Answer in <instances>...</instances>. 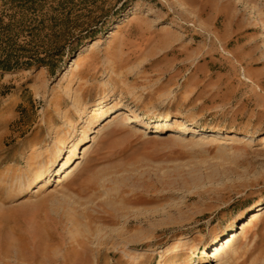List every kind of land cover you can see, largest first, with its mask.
<instances>
[{
	"label": "rangeland",
	"instance_id": "rangeland-1",
	"mask_svg": "<svg viewBox=\"0 0 264 264\" xmlns=\"http://www.w3.org/2000/svg\"><path fill=\"white\" fill-rule=\"evenodd\" d=\"M35 6L0 0V264H264V0Z\"/></svg>",
	"mask_w": 264,
	"mask_h": 264
},
{
	"label": "bare ground",
	"instance_id": "bare-ground-1",
	"mask_svg": "<svg viewBox=\"0 0 264 264\" xmlns=\"http://www.w3.org/2000/svg\"><path fill=\"white\" fill-rule=\"evenodd\" d=\"M75 64L76 65L79 64L78 59H76ZM93 104H97V102H93ZM118 107L119 106L116 105L115 107H111L110 109L114 110L116 108L118 109ZM110 114L111 113L108 112V110H107L106 112L101 113L100 116H102L101 118L103 119V118L111 116ZM117 117H118L117 118L118 120L122 119L123 122L125 123V125L128 123L129 124L134 123L143 129H147V128L149 129V128L154 127L153 130H157V128H156L157 120L161 118V114L155 116L156 119L153 120L154 125H151L148 120L143 119L140 115H138L134 111L118 110ZM122 125H124V124H122ZM181 133L192 135V134L196 133V131L193 128H182ZM219 135H220V130H212L207 134V136H213V137H216ZM85 136L87 137V133H85ZM65 145H66V141L61 140L60 145H58L57 151L54 152L52 154V156H50L51 157L49 159L50 164L48 165V161H46V163L44 165L46 167H44L43 169H38V170L33 171L32 177L29 180V186H31L33 184L34 185L39 184L38 190H42L44 188H47L51 184V181L54 179H55L56 184H60L64 181V179L66 178V176L68 175V173L72 169L71 166H72L73 161H71V157L75 154V152L77 150V143H74L73 146L68 150L70 153L68 154V156H66L65 161L61 163V160L63 157H60V155L62 152V148ZM78 162H79V160H78ZM243 228H242V230H243ZM220 234L222 236V232ZM235 236H236V234H234V237ZM216 239L219 240L220 236L217 235ZM210 244H213V239L210 242ZM222 251H223V245H221V246L216 245V246H214L213 253L210 256H216L217 254L221 253Z\"/></svg>",
	"mask_w": 264,
	"mask_h": 264
},
{
	"label": "trees",
	"instance_id": "trees-1",
	"mask_svg": "<svg viewBox=\"0 0 264 264\" xmlns=\"http://www.w3.org/2000/svg\"><path fill=\"white\" fill-rule=\"evenodd\" d=\"M25 4H28V7L29 9H32V10H36L37 7L35 6L36 5V0H23ZM0 23H2L1 19H0ZM7 27H9L10 25V22L6 23L5 24ZM1 43V42H0ZM0 49H4V50H7V48L5 47H2L1 48V45H0ZM15 64L18 63V59H17V56L15 58ZM14 63L13 64H10V58L9 57H5L3 59H0V68H3V69H9L11 66L15 65Z\"/></svg>",
	"mask_w": 264,
	"mask_h": 264
}]
</instances>
